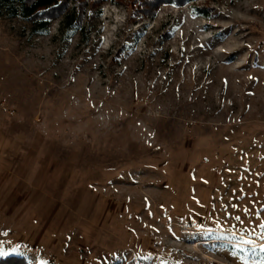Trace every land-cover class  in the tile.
Instances as JSON below:
<instances>
[{
  "label": "rangeland",
  "instance_id": "obj_1",
  "mask_svg": "<svg viewBox=\"0 0 264 264\" xmlns=\"http://www.w3.org/2000/svg\"><path fill=\"white\" fill-rule=\"evenodd\" d=\"M68 16L34 33L0 5L7 256L262 264L264 0Z\"/></svg>",
  "mask_w": 264,
  "mask_h": 264
},
{
  "label": "trees",
  "instance_id": "obj_2",
  "mask_svg": "<svg viewBox=\"0 0 264 264\" xmlns=\"http://www.w3.org/2000/svg\"><path fill=\"white\" fill-rule=\"evenodd\" d=\"M197 0H0V5L5 8L9 17H18L34 24L33 32H46L50 22L62 17H67V25L79 27L85 19L92 21L99 15L100 7L105 2H111L125 8H131L136 21L142 18L151 19L165 5L183 7L188 2ZM72 3L71 14H66L68 4ZM123 46L114 57L121 55ZM0 264H27L23 257H0ZM112 264H121L115 262ZM127 264H135L132 260Z\"/></svg>",
  "mask_w": 264,
  "mask_h": 264
},
{
  "label": "snow or ice",
  "instance_id": "obj_3",
  "mask_svg": "<svg viewBox=\"0 0 264 264\" xmlns=\"http://www.w3.org/2000/svg\"><path fill=\"white\" fill-rule=\"evenodd\" d=\"M236 219L239 221L240 220V217H236ZM259 227L261 229H264V222H262L259 225ZM240 243H241V245L242 244H249V243H251V241H246V240H243V238H241L240 239ZM13 251H15V249H13ZM249 251H251L253 253V255H255L256 254L255 246H253ZM7 255H8V253L3 250L2 246H0V257L7 256ZM262 264H264V261H262Z\"/></svg>",
  "mask_w": 264,
  "mask_h": 264
}]
</instances>
